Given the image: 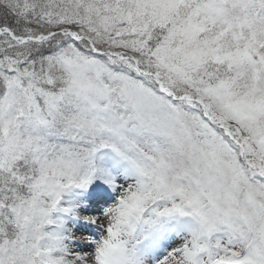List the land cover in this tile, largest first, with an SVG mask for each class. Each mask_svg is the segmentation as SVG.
<instances>
[{
    "label": "snow or ice",
    "instance_id": "6c2138e0",
    "mask_svg": "<svg viewBox=\"0 0 264 264\" xmlns=\"http://www.w3.org/2000/svg\"><path fill=\"white\" fill-rule=\"evenodd\" d=\"M0 264H264V0H0Z\"/></svg>",
    "mask_w": 264,
    "mask_h": 264
}]
</instances>
